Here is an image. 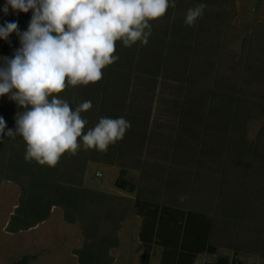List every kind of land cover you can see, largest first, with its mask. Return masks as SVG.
Returning a JSON list of instances; mask_svg holds the SVG:
<instances>
[{
    "label": "trees",
    "instance_id": "obj_1",
    "mask_svg": "<svg viewBox=\"0 0 264 264\" xmlns=\"http://www.w3.org/2000/svg\"><path fill=\"white\" fill-rule=\"evenodd\" d=\"M234 2L235 0H177L174 8L170 7L163 17L155 20L160 26L151 22L152 35L147 45L138 42L125 47L117 42L114 54L119 59L102 70L103 78L99 82L68 86L59 94L73 109L84 101L92 102L93 107L81 114L89 122L85 130L94 127L101 117H124L130 121L131 128L124 138L110 145L106 151L82 147L77 154L66 153L56 166L49 167L40 165L35 160L25 159L27 145L21 136L5 135L0 142V184L3 181L13 182L22 190L20 204L11 217L8 232L18 233L35 228L49 219L54 207L61 208L65 222L72 225L80 223L83 229L84 245L74 253L78 263L113 264L110 250L118 246V231L127 211L113 206V197L83 187L87 164L119 166L121 172L116 187L128 192L135 191V186L126 180L127 169L147 167V171L143 170L141 175L145 180L156 175L159 171L156 163L151 165L146 156L159 149V136L154 130L160 119L151 120L150 111L138 108L135 103L138 96L131 91L132 82L136 78H156L160 72L173 66L174 58L182 60V68L187 66L191 51L198 49L201 44L199 38L204 31V20L213 16L215 29L217 27L223 31L233 18ZM201 3L206 8L200 21L198 19L193 26L185 23L186 15L176 16V12L189 10ZM31 16V11L25 14L9 9L8 15L0 11V24L18 22L19 29L23 32L27 30ZM163 20L165 24L162 23ZM19 47V38L13 33L8 41L0 45V58L12 57ZM207 54L211 56V53ZM206 67L210 68L208 65ZM247 73L253 78V83L264 82V59L254 58ZM186 83L187 81L182 82L179 88L184 93L190 87L189 83L186 87ZM229 86L225 84L222 90L215 91L197 87L198 90L190 96L183 95L182 98L180 96L174 99L170 112L171 116L178 119V126L181 128L179 134L194 142L195 149L196 145L199 146L196 153L190 152L187 155L190 164H200L207 155L214 160L222 159L221 151L226 148L219 149L218 153L217 148L207 147L205 141L212 135L225 133L230 138L228 148L235 154L231 162L235 169L244 172L242 180L249 182L248 173L253 165L260 164V170L264 172V149L262 150V146L258 147V143L251 144L244 138L240 139L249 120L250 108L246 103L241 105L242 97L229 91L232 90ZM258 108L264 114V98ZM25 110L15 101L7 106H0V116L4 117L7 124L6 131L15 130V118ZM181 135L174 140L169 135L168 148L159 152L165 162L177 163L183 154H187L182 148L185 143H182L184 138ZM244 158L247 159L245 163ZM159 175L161 174L156 175V179ZM171 181L166 184L165 195L169 189L171 191L174 190L173 187H179L176 185L178 180ZM134 206L138 215L143 218L140 241L145 250L142 264H148L153 245L165 249L161 264H194L198 255L208 251L212 223L206 215L184 212L162 204L159 193L146 188L137 191ZM33 259V256H24L11 264H30Z\"/></svg>",
    "mask_w": 264,
    "mask_h": 264
},
{
    "label": "rangeland",
    "instance_id": "obj_2",
    "mask_svg": "<svg viewBox=\"0 0 264 264\" xmlns=\"http://www.w3.org/2000/svg\"><path fill=\"white\" fill-rule=\"evenodd\" d=\"M4 4L5 0H0V8H3ZM230 9L231 7L228 11L229 16L231 15ZM233 9V18L223 31L217 27L215 29L213 16L204 20V26H202L204 31L199 38L201 44L198 49L191 51L187 58V66L182 68V60L174 58L173 66L160 72L156 78H136L131 87L133 94L138 96L135 101L138 108L150 111L151 120L160 119L154 130L159 136L157 139L159 149L146 158L151 165L156 163L159 170L156 175H161L156 179V175L153 174L149 180H145L141 178V175L143 170L147 171V167L144 169L130 168L126 170V179L135 184L138 190L146 188L157 191L160 199L165 195L166 184L172 182L171 179H176L182 184L181 193L186 195V199L189 201L190 199L205 200L201 201L202 203L199 202L202 207L196 210L205 211L211 215H214L213 213L218 210L223 200L227 202L242 200L243 196L246 197L243 203L248 211H264V202H262L264 172L260 170V164L253 165L248 173L250 183L244 188L240 181L244 177V172L235 169L231 162L235 154L228 148L230 138L225 133L212 135L205 141L207 147L217 148L218 153L219 149L226 148L225 151H221L222 159L214 160L207 155L200 164L196 162V164H190L187 155L190 152L196 153L199 146L196 145L195 149L194 142L179 134L181 128L178 126V119L171 116L170 112L174 99L180 96L182 98L183 95L190 96L198 90L197 87L202 86L208 91H215L216 89L222 90L225 84L230 85L232 90L229 88L228 90L242 97L241 105L246 103L250 108L249 120L246 122L245 131L241 133L240 139L244 138L247 143L251 144L258 143V147L262 146V150L264 149V114L258 108L264 98V82L253 83V78H250L247 73V68L253 63L254 58L264 57V51L259 52L257 47V39L264 37V0H235ZM186 12L188 10L178 11L176 16H184ZM154 23L160 26L158 21ZM162 23L165 24V21L163 20ZM3 43L4 40H0V45ZM207 52L211 53V56ZM201 71L204 72L200 73ZM185 81H187L186 87L188 83L190 87L184 93L179 88ZM12 103L13 100L8 95L0 97V106L4 107ZM170 134L172 140L180 135L184 138L182 143L185 145L182 148L187 153L183 154L182 159L174 164L165 162L159 153L168 148ZM244 159V163L247 162V159ZM120 172L119 166L88 163L82 185L90 191L113 197L115 199L112 200L115 202L113 206L127 211L124 222L130 217L135 218V215H139L134 206L137 193L120 192L114 186ZM21 194V187L16 183L3 181L0 184V264H11L24 256L34 257L30 264H79L74 253L84 245L83 229L80 223L72 225L65 222L61 208L54 207L48 220L28 231L18 233L7 231L11 217L20 204ZM168 194H171L170 189L166 195ZM186 206L188 205L185 203L182 207L186 208ZM251 221L262 225L264 223L261 219ZM251 221L248 219L239 221L233 234L243 241L250 235L253 236L254 227ZM131 226L135 227V220ZM262 227L264 228V225ZM133 258V256H128L125 263L134 264Z\"/></svg>",
    "mask_w": 264,
    "mask_h": 264
},
{
    "label": "clouds",
    "instance_id": "obj_3",
    "mask_svg": "<svg viewBox=\"0 0 264 264\" xmlns=\"http://www.w3.org/2000/svg\"><path fill=\"white\" fill-rule=\"evenodd\" d=\"M177 0H5L0 11L32 16L26 31L18 22L0 24V40L15 33L20 47L12 57L0 58V97L8 95L26 109L7 129L0 116V142L21 136L26 160L54 167L66 153L81 148L106 151L131 128L124 117H101L87 128L82 117L91 101L73 107L59 96L68 86L88 85L103 78V69L115 63L117 42L125 47L147 45L151 22L176 6ZM206 5L190 8L185 23L193 26Z\"/></svg>",
    "mask_w": 264,
    "mask_h": 264
},
{
    "label": "crops",
    "instance_id": "obj_4",
    "mask_svg": "<svg viewBox=\"0 0 264 264\" xmlns=\"http://www.w3.org/2000/svg\"><path fill=\"white\" fill-rule=\"evenodd\" d=\"M2 45V44H1ZM257 47L259 52L264 51V37L257 39ZM260 59H264L261 57ZM261 66V65H260ZM262 68L260 67L261 71ZM127 180V179H126ZM117 181V180H116ZM116 181L114 186L116 187ZM241 183L245 182L242 186L245 188L248 180H240ZM129 184H133L127 180ZM135 186V184H133ZM179 187L171 190V194L164 195L160 202L170 207L180 209L184 212H194L197 214L206 215L212 223V228L208 241V251L200 254L195 259L194 264H264V225L251 220H263L264 211L250 212L245 207L243 199H236L231 202L223 200L217 211H213L211 215L205 211H197V208L202 206L199 202L205 200L193 201L186 199V195L182 192V184L178 182ZM117 188V187H116ZM120 192H127L129 194L137 193V186L135 191L128 192L120 190ZM260 196V195H259ZM264 197V195L260 196ZM241 198V197H240ZM201 202V203H202ZM264 202V199H262ZM187 204L186 208L182 207ZM216 214V215H215ZM243 219H248L253 223L254 235H250L245 241L238 239L233 230L238 226ZM135 220V227L131 226ZM240 221V222H239ZM130 223V224H129ZM143 219L135 215V218L130 217L121 223L122 228L118 233V246L110 250V256L113 258V264H127L125 261L128 256H133L134 264H142V257L144 255L145 247L140 241V233L142 229ZM252 225V224H251ZM252 232V233H253ZM136 251L133 253L132 251ZM165 249L161 246L153 245L151 248L148 264H161Z\"/></svg>",
    "mask_w": 264,
    "mask_h": 264
}]
</instances>
